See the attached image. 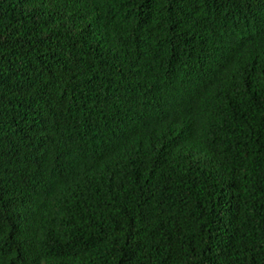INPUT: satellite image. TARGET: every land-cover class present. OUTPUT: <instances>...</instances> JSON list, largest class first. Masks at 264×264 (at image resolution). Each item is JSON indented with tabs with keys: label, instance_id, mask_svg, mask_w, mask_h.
Masks as SVG:
<instances>
[{
	"label": "trees",
	"instance_id": "trees-1",
	"mask_svg": "<svg viewBox=\"0 0 264 264\" xmlns=\"http://www.w3.org/2000/svg\"><path fill=\"white\" fill-rule=\"evenodd\" d=\"M0 264H264V0H0Z\"/></svg>",
	"mask_w": 264,
	"mask_h": 264
}]
</instances>
